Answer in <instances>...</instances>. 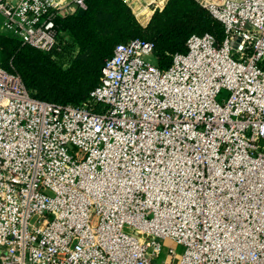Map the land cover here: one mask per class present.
Segmentation results:
<instances>
[{
  "label": "built area",
  "instance_id": "1",
  "mask_svg": "<svg viewBox=\"0 0 264 264\" xmlns=\"http://www.w3.org/2000/svg\"><path fill=\"white\" fill-rule=\"evenodd\" d=\"M196 1L220 41L191 34L165 68L119 43L79 105L0 65V264H173L166 240L178 264H264V0ZM84 7L0 0V32L53 52Z\"/></svg>",
  "mask_w": 264,
  "mask_h": 264
},
{
  "label": "trees",
  "instance_id": "2",
  "mask_svg": "<svg viewBox=\"0 0 264 264\" xmlns=\"http://www.w3.org/2000/svg\"><path fill=\"white\" fill-rule=\"evenodd\" d=\"M164 13V28L158 31L156 38L121 33L118 12L106 10L102 0H85V7L78 8L75 13L56 15L59 30H66V37H72L80 46L79 59L91 56L97 63L95 73L61 70L50 60L51 53L23 44L8 32H0V65L18 74L34 97L79 105L99 83L101 67L119 43L134 38L153 42L158 67L165 68L172 54L186 51L185 42L191 34L210 33L219 41L223 38L222 23L196 0H168ZM110 23L119 34H112Z\"/></svg>",
  "mask_w": 264,
  "mask_h": 264
},
{
  "label": "rangeland",
  "instance_id": "3",
  "mask_svg": "<svg viewBox=\"0 0 264 264\" xmlns=\"http://www.w3.org/2000/svg\"><path fill=\"white\" fill-rule=\"evenodd\" d=\"M119 1L120 3H117L116 0H102V4L106 7V10L114 9L115 12H118L119 15L117 14V16L121 19L119 20L121 22V33L129 34V36L138 35L146 38H156L158 31L164 28V22L166 20L164 10L166 5L163 8L154 10L153 14H150V11L146 13L132 6V4L128 5L125 0ZM147 19L149 20L145 22ZM109 25H111L110 28L112 29L113 35L120 33L117 32L115 26L112 23ZM66 35V30H61V45L59 49H56L53 52L44 51L51 53L50 60L53 61L55 65L61 70H84V72L88 74L95 73L97 63L94 61V59L91 56L79 59V55L82 53L80 46L75 40H73L72 37H66ZM76 60L78 61L75 64ZM148 61L155 63L156 59L152 55L148 57ZM164 244L167 246H164L162 249L159 255V260H164L170 263V259L166 251L168 246H170L174 248L176 253L173 264H178L181 254L183 253L184 246L181 244H176L170 240H166Z\"/></svg>",
  "mask_w": 264,
  "mask_h": 264
},
{
  "label": "crops",
  "instance_id": "4",
  "mask_svg": "<svg viewBox=\"0 0 264 264\" xmlns=\"http://www.w3.org/2000/svg\"><path fill=\"white\" fill-rule=\"evenodd\" d=\"M136 2H133V5L136 7V8H139V9H142L143 8V2L144 0H135Z\"/></svg>",
  "mask_w": 264,
  "mask_h": 264
}]
</instances>
